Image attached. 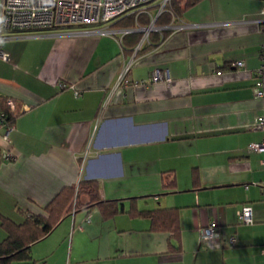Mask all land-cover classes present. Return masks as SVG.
Here are the masks:
<instances>
[{"label":"crops","instance_id":"1","mask_svg":"<svg viewBox=\"0 0 264 264\" xmlns=\"http://www.w3.org/2000/svg\"><path fill=\"white\" fill-rule=\"evenodd\" d=\"M262 7L260 0H200L139 54L156 29H138L142 37L128 51L115 21L107 24L114 35L94 26L1 29L8 59L0 58V95L14 98L20 113L0 126V241L1 216L20 222L82 178L116 205L70 210L32 243L34 259L264 264V151L248 150L264 140L257 127L264 100L255 94ZM155 69L164 77L152 80ZM243 205L249 223L238 219ZM168 208L178 211V239L151 230L150 217L136 212ZM210 224L214 234L204 236Z\"/></svg>","mask_w":264,"mask_h":264},{"label":"trees","instance_id":"2","mask_svg":"<svg viewBox=\"0 0 264 264\" xmlns=\"http://www.w3.org/2000/svg\"><path fill=\"white\" fill-rule=\"evenodd\" d=\"M198 1L200 0H168L158 14L159 5L150 3L145 8H139L122 16L112 26L130 30L121 38L123 49L128 51L134 49L133 47L142 37L143 33L138 29L154 23V27L158 29L149 32L148 42L137 50L139 54L156 46L169 33L171 23L177 21L187 8ZM72 27L83 26L60 25L53 29ZM2 30L14 32L9 29ZM19 113L20 106L14 98L0 95V126L12 125ZM98 193L99 185L96 181L80 178L76 186L62 187L47 204L40 207V210L36 212L22 211L24 218L20 222L1 216V226L6 235L0 241V264H45L43 259H34L31 256L32 243L46 236L62 217L70 213V210L77 208L88 210L94 204H103L105 207H110V212L112 206L116 205L115 200L101 199ZM115 210L116 207L112 212ZM136 212L150 217L151 230H166L171 236L179 238L177 208L138 210Z\"/></svg>","mask_w":264,"mask_h":264},{"label":"built area","instance_id":"3","mask_svg":"<svg viewBox=\"0 0 264 264\" xmlns=\"http://www.w3.org/2000/svg\"><path fill=\"white\" fill-rule=\"evenodd\" d=\"M155 0H2L0 9V29H9L21 33L41 32L53 29L60 25L86 26L96 27L100 34L117 33V30L112 29L108 25L98 27L102 24H110L127 13L146 7ZM168 0H159L158 12ZM261 26V32L264 34V7L261 9V17L258 20ZM170 27V26H169ZM172 27V26H171ZM182 26H176L181 28ZM94 29V28H93ZM146 34L150 29H158L154 27L152 22L148 27L142 28ZM122 33H127L129 29L120 30ZM119 31V32H120ZM260 63L256 70L259 81L255 89L257 97L264 100V40L259 47ZM0 58L7 60L6 52L0 46ZM242 64L241 61H236V65ZM158 69L153 70L152 80L163 78ZM170 78L165 77L168 81ZM60 87L65 86L64 83H59ZM257 127L264 129V113L260 115L257 121ZM248 150L264 151V140L261 142L252 143L248 146ZM238 219L242 222L249 223L252 221L251 208L249 205L241 206L237 211ZM89 221V217L83 220ZM81 228V223L78 224ZM214 224L208 225L203 230L204 236L214 234Z\"/></svg>","mask_w":264,"mask_h":264},{"label":"rangeland","instance_id":"4","mask_svg":"<svg viewBox=\"0 0 264 264\" xmlns=\"http://www.w3.org/2000/svg\"><path fill=\"white\" fill-rule=\"evenodd\" d=\"M157 1H159V0H155L154 2H152V3H153L152 5H155V4L157 3ZM260 1L262 2V5H264V0H260ZM106 25H107V24H102V25H100V26H98V27H104V26H106ZM61 30L64 31V29H61ZM84 219H85V218H84ZM84 219H83V220H84ZM83 220H82V221H83ZM82 221H81V223H82ZM79 223H80V221H79V222H76V224H75L76 228H79V227H78V224H79ZM69 224H70V223H69ZM67 231H69V229H68ZM59 232H60V228L57 229V231H55V233H54L53 236H56ZM49 238H51V237H48V240H50ZM65 239H66V242H67V244H68V241H69V235L66 236ZM90 242H91L90 240L85 239L84 243L86 244V247H88V245H89ZM40 244H41V243H40ZM59 251H61V250H59ZM74 252H75V247L73 248V253H74ZM50 256H52V259H58V258H59V252H58V251H54L53 254H50ZM59 261H60V258H59ZM66 263H67L66 260L62 262V264H66ZM86 264H91V261L87 262Z\"/></svg>","mask_w":264,"mask_h":264}]
</instances>
